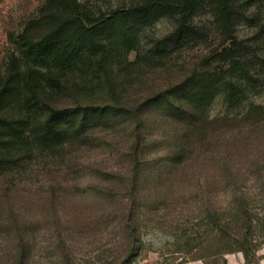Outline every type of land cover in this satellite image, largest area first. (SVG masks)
I'll return each instance as SVG.
<instances>
[{
	"label": "rangeland",
	"instance_id": "1",
	"mask_svg": "<svg viewBox=\"0 0 264 264\" xmlns=\"http://www.w3.org/2000/svg\"><path fill=\"white\" fill-rule=\"evenodd\" d=\"M78 1L87 10L99 12L141 0ZM244 1L237 4L235 24L228 31L209 8L196 15L194 27L181 37L172 35L177 17L162 16L138 33L139 53L151 54L152 58H137L138 51L131 50L127 58L122 56L124 69L101 77L95 71L97 60L85 59L62 78L60 88L46 87L43 96L57 107L109 105L125 107L122 111L128 112L115 122L90 129L88 135L76 137L65 147L51 151L34 145L26 154H16L20 160L14 166L2 165L0 264H16L20 243L24 242L26 264H119L128 240L121 226L124 217L118 210L127 201L123 197L122 201L111 202L100 188L125 195V185L118 175L129 171L135 128L141 124L144 136L140 141L145 147L140 154L144 160L168 164L160 166L166 178L174 167L171 157L177 154L176 146L181 144L187 127L160 117L153 111L151 101L160 92L178 88L187 78L210 73L214 78L219 76V83L231 79V85L236 82L238 86L216 91L207 113L211 121L216 117L225 119L206 123L211 135L205 136L207 141L203 143L197 144L194 135L190 136L186 146L191 157L189 170L199 172L203 167L200 161L215 155L264 154V126L256 125V118H241L251 104L264 103V0ZM49 2L0 0V79L47 69L33 64L24 54L21 35L45 25L42 16L57 7ZM108 78L114 86H110ZM137 111L138 115L146 111L141 122L135 119ZM252 128L255 131L251 136L245 133ZM251 171H256L255 167ZM177 184L175 189L180 193L182 186ZM186 208L190 229L181 231L179 225L177 233L202 232L192 212L194 205ZM169 224L177 226L164 203L156 202L145 209L138 235L142 248L130 264L182 261L178 254L170 256L175 248L172 234L176 233L167 231ZM257 255L259 264H264V244ZM226 258L228 264H246L241 251L228 253ZM182 264L204 261L189 255Z\"/></svg>",
	"mask_w": 264,
	"mask_h": 264
},
{
	"label": "trees",
	"instance_id": "2",
	"mask_svg": "<svg viewBox=\"0 0 264 264\" xmlns=\"http://www.w3.org/2000/svg\"><path fill=\"white\" fill-rule=\"evenodd\" d=\"M241 1L245 2L141 0L128 6L91 12L78 0H50L49 4H57V7L42 16L41 22L45 25L25 30L21 35L24 54L33 64L47 69H38L37 74L29 70L21 76L0 79V170L4 168L2 165L12 167L17 164L20 159H16V154L27 153L34 145L51 151L65 147L76 137L88 135L90 129L115 122L128 112L122 111L125 107L109 105L57 107L43 96L42 92L48 86L60 88L62 78L76 70L80 62L97 60L95 71L100 77L103 74L109 76L115 69H124L122 56L127 58L131 50L140 51L138 33L141 28L162 16L177 17L172 35L181 37L194 27L196 15L209 8L228 31L235 24L234 10ZM140 57L152 58L151 54L139 53L137 58ZM138 64H141L140 60ZM213 75L203 73L187 78L178 88L167 89L152 97L153 111L163 119L187 127L186 135H181V144L176 146V150L179 148L177 154L171 157L174 167L166 178H163L165 172L160 166L168 167V164L144 160L140 154L145 147L140 141L144 136L141 124L135 128L129 171L118 175L125 185V195H115L105 187L100 188L111 202L122 201L123 197L127 201L126 206L118 210L124 217L121 226L128 240L119 264H130L141 250L138 235L142 217L145 209L154 207L156 202L164 203L176 221L177 226L169 224L171 228L167 230L176 233L172 234L175 248L170 256L178 254L184 259L191 255V259H201L204 264H228L226 254L241 251L246 264H259L257 252L264 244V154L206 157L200 161L203 167L197 173L188 166L191 163L186 149L188 139L194 135L197 144L207 141L205 136L211 135L205 126L211 121L207 107L218 89L231 85V79L219 83V76L214 78ZM106 80L114 86L110 78ZM236 84L233 82L231 86L238 88ZM230 95H234L233 88ZM145 114L146 111H141L138 115L137 111L135 119L141 122ZM241 118H256L255 124L264 126V103L251 104ZM218 119L222 118L216 117L211 122ZM254 131L252 128L245 133L251 136ZM21 140L24 143L21 144ZM253 167L256 171H251ZM177 182L182 186L180 193L175 189V184L179 186ZM191 204L202 232L193 235L186 231L179 235L178 228L182 227L181 231L190 229L184 213H188L186 206ZM183 219L186 222L181 221ZM24 243H20L16 264L27 262ZM183 259L180 262L169 260V264H182Z\"/></svg>",
	"mask_w": 264,
	"mask_h": 264
}]
</instances>
